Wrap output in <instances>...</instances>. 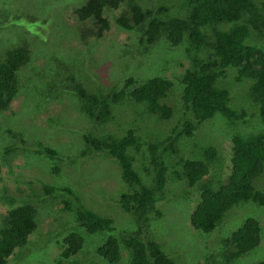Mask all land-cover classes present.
<instances>
[{
    "label": "rangeland",
    "instance_id": "rangeland-1",
    "mask_svg": "<svg viewBox=\"0 0 264 264\" xmlns=\"http://www.w3.org/2000/svg\"><path fill=\"white\" fill-rule=\"evenodd\" d=\"M134 1L143 9L164 7L166 12L158 16L161 20L171 16L184 18L188 13L187 0ZM82 2L0 0V62L6 49L26 47L30 52L29 62L16 74L18 92L9 109L0 113V224L11 208L23 202L33 203L38 214L36 233L29 237L26 250L22 254L18 253L20 250L15 251L7 264H58L59 246L71 232L84 238L83 247L61 264L71 261L108 264L95 252L103 242L102 235L107 233L86 234L75 221L76 206L112 219V235L119 241V235H125V230L138 229L133 217L117 203L119 194L125 190V185L119 181L117 164L106 156H80L84 135L103 139L106 135L120 137L126 129L134 130L135 135L147 141L141 142V153L133 154L135 170L147 180L157 172L151 144L156 147L155 157L168 169L180 158L197 159L207 148L215 149L217 161L210 166V171L224 181L231 167L232 137L255 133L261 127L258 108L248 104L247 84L235 83V72L230 83L227 78L231 69H227L220 82L224 81L227 86L224 87L230 90L232 108L243 109L239 112L241 120L233 125L215 115L191 138L182 137L173 145L165 141L183 112L182 88L174 80L189 67L182 46L169 48L163 39L148 46L142 43L139 30L117 27L115 18L125 4L104 12L109 31L96 38L93 23L89 20L80 23L74 14V9ZM2 17H6L8 23ZM155 75L174 84L166 100L175 107L171 119L158 121L150 117L149 122L139 117L142 109L137 105H112L113 118L105 125L90 123L83 115L78 91L101 95L108 89L120 88L128 77L147 79ZM12 132H19L20 137ZM148 133L154 137H144ZM41 146L54 149L55 157L47 155ZM8 148L14 151L6 155ZM55 167L59 170L57 174L52 172ZM174 168L179 169V166L176 164ZM253 185L264 192V172L253 180ZM44 186L70 188L82 205L76 204L78 201L66 193L56 192L45 198ZM166 188L169 191L164 192L166 195L155 206L161 212L159 217L148 221L142 233L160 245L172 264H224L221 242L247 218L258 222L260 242L256 249L232 264L264 262V206L243 202L228 211L211 234H204L189 225L199 193L187 190L178 180L167 183ZM126 257L121 246L117 264H126Z\"/></svg>",
    "mask_w": 264,
    "mask_h": 264
},
{
    "label": "trees",
    "instance_id": "trees-1",
    "mask_svg": "<svg viewBox=\"0 0 264 264\" xmlns=\"http://www.w3.org/2000/svg\"><path fill=\"white\" fill-rule=\"evenodd\" d=\"M122 4L125 6L115 18L117 27L126 31L139 30L142 43L148 46L161 39L169 48L182 46L188 58L189 67L174 79L182 88L183 112L177 124L181 122L174 125L165 141L173 145L182 137L191 138L204 122L215 115L233 125L241 120L242 113L239 112L243 109L232 108L230 90L224 87V81L220 82L227 69H231L227 72L230 83L235 72L233 81L247 84L248 104L258 108L257 117L261 125L258 131L232 137L231 167L224 181L210 171V166L216 165L217 161L215 149L207 148L197 159L180 158L168 169L155 157L156 147L151 144V157L153 163L156 161L157 172L147 180L140 177L133 167V154L141 153V142H147L135 135L134 130L126 129L120 137L106 135L103 139L84 135L80 156H106L117 164L119 181L125 185L117 203L138 225V229L131 228L123 232L125 235L120 234L119 241L112 235V219L76 206L75 221L86 234L107 233L102 235L103 242L95 249L97 256L108 264H117L122 246L127 254L126 264H172L160 245L142 233L148 221L159 217L161 212L155 206L166 195L164 192L169 191L167 183L178 180L186 185L187 190L194 189L199 193L198 203L194 204L189 216V225L204 234H211L215 227L221 225L226 213L243 202L252 201L264 206V192L256 190L253 185V180L264 172V0H187L186 17L171 16L165 20L158 18L166 12L164 7L143 9L134 0H83L74 9V14L80 23L91 21L93 35L100 38L110 27L104 12L117 9ZM4 19L8 23L7 18L2 17ZM29 59L30 52L26 47L4 52L0 62V113L9 109L18 92L16 74ZM67 79L73 81L70 77ZM173 86L171 80L158 75L147 79L128 77L120 88L108 89L101 95H88L80 90L77 99L83 115L96 125H105L112 120V105H137L142 109L139 117L149 122L150 117L167 121L175 112V107L166 101ZM12 134L20 137L19 132ZM149 135L154 137L149 133L143 136ZM41 147L47 155L55 157L54 149ZM169 150L173 151L172 148ZM12 151L8 148L5 154ZM176 164L179 169L174 168ZM58 171V168H52L53 173ZM43 189L45 198L56 192L66 193L78 201L76 204L82 205L68 187L44 186ZM36 198L40 200L38 195ZM37 218L36 207L29 202L7 212L0 224V264H7L15 251L20 250L18 253L22 254L26 250L29 237L36 233ZM260 237L258 222L253 218L245 219L221 242L224 264H232L252 252L259 245ZM83 239L76 232L65 236L59 246L61 251L57 263L74 257L82 249ZM68 264L78 263L71 261ZM258 264L264 262L259 261Z\"/></svg>",
    "mask_w": 264,
    "mask_h": 264
},
{
    "label": "clouds",
    "instance_id": "clouds-1",
    "mask_svg": "<svg viewBox=\"0 0 264 264\" xmlns=\"http://www.w3.org/2000/svg\"><path fill=\"white\" fill-rule=\"evenodd\" d=\"M133 167H134V166H133ZM134 169H135V167H134ZM136 169H137V168H136ZM137 171H138V170H137ZM138 174H139L140 177H142L140 173H138ZM256 248H257V247H256ZM256 248H255V249H256ZM248 254H249V253H248Z\"/></svg>",
    "mask_w": 264,
    "mask_h": 264
}]
</instances>
